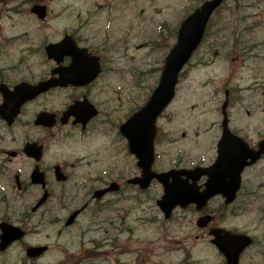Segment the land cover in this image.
Returning a JSON list of instances; mask_svg holds the SVG:
<instances>
[{"label": "rangeland", "instance_id": "374dc122", "mask_svg": "<svg viewBox=\"0 0 264 264\" xmlns=\"http://www.w3.org/2000/svg\"><path fill=\"white\" fill-rule=\"evenodd\" d=\"M201 1L204 0H123L122 3L115 0H28L23 4L21 0H0V12L12 7L19 10V16H13L12 28H9L11 21L2 18L5 29L2 27L1 35L19 34L22 37L20 49L36 46L35 55L26 59V64L35 70L37 79L44 77L51 64L40 47L43 42H58L63 34L71 31H79L80 39L96 41L93 46L96 45L103 69L96 81V104L102 117L96 122V134L92 137L95 145L78 153L95 159L96 178L137 175L134 160L121 157L117 162L111 160V154L120 149L113 122H124L146 102L157 85L164 58L175 43L180 22ZM34 2L48 8L45 25L29 15ZM225 91L229 92L227 114L231 130L257 149L258 142L264 140V0H228L212 18L202 45L179 77L174 100L157 121L155 170L207 167L214 162ZM51 102L58 107L63 102L62 95L54 93ZM28 131H18V140H25ZM36 136L42 134L36 132ZM58 144L63 149L53 146L52 150L72 153L61 141ZM2 147L11 148L12 144L2 146L0 143V160ZM6 167L13 172L16 168L27 169L28 164L18 159ZM242 175L243 189L236 203L222 210L223 202L216 198L209 204L208 212L216 217L213 226L253 238V246L243 253L239 264H264V156ZM8 184L12 181L7 177L0 179L4 190ZM99 185L96 181V189ZM132 195V201L118 205L107 200L100 210L96 209V222L108 228V221L126 218V223L133 226L134 236L155 239L149 246L152 254L146 256L155 264H223L221 256L209 245L207 232L196 228L199 215L192 208L177 209L173 220L165 223L155 206L154 201L159 197L156 187L147 195L135 192ZM23 206L24 202H4L0 205V220L14 225L29 220L26 217L29 208ZM53 206L46 220L55 221L66 215L64 211L55 212V200L49 203V208ZM88 220L89 215L79 219L82 224L77 227L78 232ZM58 229L46 228L38 236L27 238L25 243H56L53 236ZM47 233L50 239L45 238ZM98 236L96 230V238ZM160 237L167 239L160 240ZM62 242L63 239L59 241ZM132 248L131 255L116 263L96 261L95 264H135L139 246ZM67 257L53 251L43 262L55 264ZM23 261L26 258L21 246L0 254V264H24Z\"/></svg>", "mask_w": 264, "mask_h": 264}, {"label": "flooded vegetation", "instance_id": "af4514ba", "mask_svg": "<svg viewBox=\"0 0 264 264\" xmlns=\"http://www.w3.org/2000/svg\"><path fill=\"white\" fill-rule=\"evenodd\" d=\"M115 1L122 3L123 0ZM71 35L80 48L87 49L88 53L96 58V45L93 46L96 41L78 38L79 31L76 35ZM15 40L14 36H10L0 45V143L2 146L7 143L12 144L11 148L2 147L1 149L0 179L7 177L12 184H8L5 190L0 185V205L4 202L19 204L24 202L23 207L29 208V215L26 216L29 220L16 225L22 229L25 236L23 240L14 243L8 251L15 246H21L25 255L30 247L42 246L45 249L44 253L33 259L25 257L24 264H47L43 260L53 251H58L65 257L70 255L65 261L62 258L55 264H95L99 260L116 263L118 257L129 253L132 244L144 245L149 239L133 237L132 226H128L124 222L125 219L110 222L107 231L109 235L97 238L96 230L98 234H104L106 231L102 230L99 224L96 226V221L86 222V226L82 227L80 232L77 231V227L80 226L78 220L73 221L70 226L66 225L70 214L82 208L85 210L81 212V215L86 212L96 215V201L92 199L96 191V172L94 171L96 161L92 156L78 155L80 150L95 145L92 137L96 134V122L102 117V111L96 104V78L92 83L84 86L57 88L42 94L22 105L18 113L13 115L16 104L14 100L5 103L6 95H9L15 86L21 83L36 85L47 80L54 66L50 64L44 77L37 79L35 70L26 64V59L33 58L35 55V50L32 49L30 52L28 48L21 52L19 46L15 47ZM91 41H93L92 44H90ZM23 54L26 55L23 56ZM70 64L71 58L69 57L64 58L61 63L63 67H68ZM87 67H96V63H90ZM54 93L61 94L63 97V102L58 107H54L51 102ZM96 107L99 109L97 118ZM41 113L50 116H47L48 120L45 119L42 125H37V117ZM22 129H29V135L25 140L19 141L16 133ZM36 132L41 133L42 136L37 137ZM58 141L71 148L72 153L68 155L65 151L52 150L53 146L56 149H63ZM28 144L32 145V154L41 156L38 161L27 156L26 146ZM18 159L26 162L28 168H16L13 172H9L6 165ZM72 160L76 162L69 163ZM56 167H59L66 176L65 183L60 184L55 181ZM75 170L83 171V176L87 178L85 179L86 184H82L81 178L77 179L79 182H72V174ZM33 173L35 177H32ZM53 186L59 187L56 193L53 191ZM125 192L123 200L119 198V193L111 196L110 201L115 203L128 201V190L125 189ZM44 195L46 196L44 204L33 212V208ZM52 200H55L57 205L55 212L64 211L67 213L66 216L55 221L46 220L47 214L55 208L54 206L49 208ZM1 222L11 223L6 220H0ZM53 227H59L53 236L56 243H35L33 245L25 243L27 238L38 236L44 229ZM91 234L94 236L90 237ZM50 237L47 233L45 238L50 239ZM61 239L63 242L59 243ZM138 251L144 257L138 255L137 264H152L146 258V250Z\"/></svg>", "mask_w": 264, "mask_h": 264}, {"label": "water", "instance_id": "95a60500", "mask_svg": "<svg viewBox=\"0 0 264 264\" xmlns=\"http://www.w3.org/2000/svg\"><path fill=\"white\" fill-rule=\"evenodd\" d=\"M224 0H211L203 3L194 11L183 23L177 33V42L165 58V63L159 78L158 85L153 91L146 106L134 114L124 126L120 128L121 134L128 140L129 151L138 159V168L142 170V176L133 180L132 184H138L142 189H146L151 180L156 178L164 187V197L158 202L159 208L169 218L171 211L179 206L186 208L191 204H196L200 210L209 199L221 194L226 199V204L233 201L235 193L238 191L240 174L246 166L254 164L264 152V143L259 144L258 152L248 150L244 142L232 136L227 129L225 107H223L224 120L222 122V138L218 145V159L209 169H195L194 171H172L167 174L155 175L151 172L153 164V143L156 135V121L163 111L168 107L175 95V87L178 83L179 73L189 62L193 53L203 40L204 33L211 15L218 9ZM40 19L45 17L44 7L35 6L31 10ZM70 39L65 38L61 43L46 48L48 57L56 62H61L64 56H71L69 77H77L79 81L87 77L88 68L79 66L82 62L75 59V54L81 52L77 50ZM99 72L96 63V76ZM60 79L49 81L40 91H45L48 87L66 85ZM63 76H67L64 75ZM95 76V73L85 80L87 83ZM39 93V92H38ZM249 160V162H247ZM208 177L203 193H198L196 182L202 177ZM185 177V179H182ZM171 179V182H169ZM192 180V184H189ZM104 194V193H103ZM102 193L98 194L103 195ZM210 218H201L197 225L200 228L206 227ZM0 252H3L13 241L23 238L24 234L16 228L7 224H1ZM214 244L225 256L227 264H237L241 252L251 245V240L243 236H232L220 230L211 232ZM42 249H29L28 257L38 256Z\"/></svg>", "mask_w": 264, "mask_h": 264}]
</instances>
